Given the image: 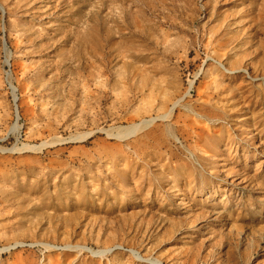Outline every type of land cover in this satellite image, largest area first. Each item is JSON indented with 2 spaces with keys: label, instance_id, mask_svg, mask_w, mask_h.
<instances>
[{
  "label": "rangeland",
  "instance_id": "obj_1",
  "mask_svg": "<svg viewBox=\"0 0 264 264\" xmlns=\"http://www.w3.org/2000/svg\"><path fill=\"white\" fill-rule=\"evenodd\" d=\"M0 5V264H264V0Z\"/></svg>",
  "mask_w": 264,
  "mask_h": 264
},
{
  "label": "bare ground",
  "instance_id": "obj_2",
  "mask_svg": "<svg viewBox=\"0 0 264 264\" xmlns=\"http://www.w3.org/2000/svg\"><path fill=\"white\" fill-rule=\"evenodd\" d=\"M178 102L179 101L174 103V106L172 107L171 112H173L175 107L178 105ZM151 120H153V119H151ZM151 120H143L142 122H139V123H134V124H131L128 126L121 127V128H119V136H127L129 134H135V133L139 132L144 127V125L150 124Z\"/></svg>",
  "mask_w": 264,
  "mask_h": 264
},
{
  "label": "water",
  "instance_id": "obj_3",
  "mask_svg": "<svg viewBox=\"0 0 264 264\" xmlns=\"http://www.w3.org/2000/svg\"><path fill=\"white\" fill-rule=\"evenodd\" d=\"M0 7L2 8V11L5 12L4 7H3L2 5H0ZM4 45H5V48H7V42H6V40H4ZM8 63H10V61H9ZM10 87L12 88L11 85H10ZM15 90H16V89H15ZM16 97H17V96H16ZM16 97H14L15 104H16V102H17V100H18V97H17V98H16ZM16 105H17V104H16Z\"/></svg>",
  "mask_w": 264,
  "mask_h": 264
}]
</instances>
